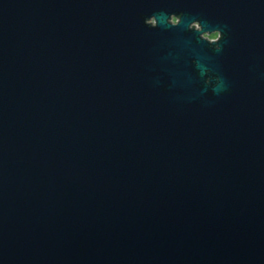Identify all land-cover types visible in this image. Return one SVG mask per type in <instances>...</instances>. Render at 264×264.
Returning <instances> with one entry per match:
<instances>
[{"label":"water","instance_id":"obj_1","mask_svg":"<svg viewBox=\"0 0 264 264\" xmlns=\"http://www.w3.org/2000/svg\"><path fill=\"white\" fill-rule=\"evenodd\" d=\"M0 264H264V0H0Z\"/></svg>","mask_w":264,"mask_h":264},{"label":"rangeland","instance_id":"obj_2","mask_svg":"<svg viewBox=\"0 0 264 264\" xmlns=\"http://www.w3.org/2000/svg\"><path fill=\"white\" fill-rule=\"evenodd\" d=\"M172 22L174 23L175 19H173ZM205 37H207L209 40H213V39H216L217 35L216 34H212L210 36H205Z\"/></svg>","mask_w":264,"mask_h":264}]
</instances>
